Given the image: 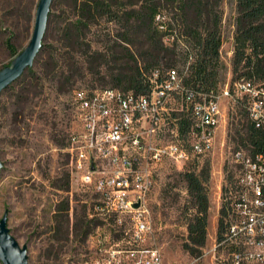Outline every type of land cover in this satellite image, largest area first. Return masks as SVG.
Segmentation results:
<instances>
[{
  "label": "trees",
  "instance_id": "1",
  "mask_svg": "<svg viewBox=\"0 0 264 264\" xmlns=\"http://www.w3.org/2000/svg\"><path fill=\"white\" fill-rule=\"evenodd\" d=\"M39 0H0V63L10 60L25 47L33 29ZM222 0H52L41 48L33 65L3 90L9 93L5 109L14 122L20 123L32 100L50 83L58 93L77 90L76 83L91 75L90 86L97 82L104 88L148 93L155 71L160 82L167 70L187 65L184 84L195 89H217L223 84L224 65L219 51L222 44ZM170 14L171 20L157 17ZM233 54L230 82L246 78L264 82V0H234ZM163 29V30H162ZM171 37L166 43L165 37ZM20 46V47H19ZM189 58H192L190 61ZM164 73V74H163ZM93 81V82H92ZM69 103L76 122V103ZM238 110L237 125L229 138L235 149L254 153L264 151V130L255 129ZM233 108V107H231ZM183 122V121H181ZM77 129L67 136L65 146L70 167L69 147ZM63 143V142H62ZM60 145V143L58 144ZM194 168L177 173L185 191L180 214L187 236L182 248L192 257L202 253L206 243L209 216L210 165L206 158L194 159ZM222 186V202L217 221L216 239L226 233L236 173L229 170ZM69 186L66 176L65 190ZM101 206H94L96 214ZM55 218L57 227L68 235L72 231L84 241L97 227L98 220L88 218L85 209L69 221L68 200H60ZM72 228V229H71Z\"/></svg>",
  "mask_w": 264,
  "mask_h": 264
},
{
  "label": "built area",
  "instance_id": "2",
  "mask_svg": "<svg viewBox=\"0 0 264 264\" xmlns=\"http://www.w3.org/2000/svg\"><path fill=\"white\" fill-rule=\"evenodd\" d=\"M185 78L170 68L145 94L116 88L73 94L79 129L68 149L71 172L92 190V212L103 207V214L91 216L119 224L126 218L137 245L152 233V169L165 161L182 168L209 157L221 123L225 133L229 104L241 103L252 126L264 130V82L228 79L217 89H195ZM231 163L236 178L226 233L221 241L215 238L213 250L227 244L231 264H264V151L235 149ZM105 264H160V255L155 248L113 249Z\"/></svg>",
  "mask_w": 264,
  "mask_h": 264
},
{
  "label": "rangeland",
  "instance_id": "3",
  "mask_svg": "<svg viewBox=\"0 0 264 264\" xmlns=\"http://www.w3.org/2000/svg\"><path fill=\"white\" fill-rule=\"evenodd\" d=\"M221 8L222 44L219 58L225 68L223 82L220 83L223 84L232 77L230 61L233 54L234 0H222ZM157 20L169 21L171 15L165 13L157 17ZM165 42L170 43L171 37L166 35ZM27 43L25 41L20 46H26ZM9 60V57L4 59L0 67ZM187 65H177V70L186 77ZM157 74L155 71L151 75V82ZM90 79L91 75H86L76 83L75 88H102L95 81H92L94 87H91ZM72 94V91L58 93L53 85L46 83L44 92L28 105L24 111L25 117L19 124L11 119L5 109L9 93L2 91L0 94V160L3 164L0 170V218L7 213V227L17 242L26 246L29 263L105 264L113 249L136 247L157 249L160 264H231L229 246L226 244L215 250L213 246L221 206L219 193H222V186H225L227 173L234 170L231 163L234 144L229 134L238 126V115L234 117L238 110L241 111L242 121H246L243 108H231L229 104L225 133H222L224 123H221L218 142L212 154L207 157L210 179L206 243L202 253L192 257L182 248L187 236L184 219L180 214L185 191L177 173L186 168H194L196 161L191 160L182 168L165 161L152 169V188L147 198L152 233L139 245L134 244L130 239V225L126 218L119 224L112 218L103 220L91 216L92 213L96 214L94 206L93 212L91 209L93 192L81 185L69 170L65 151L67 136L79 129V123L69 110ZM66 176L69 179L68 188L58 189L64 186ZM60 200H68L70 224L75 213L83 209L88 218L98 220L97 227L84 241L72 231L67 235L62 227H57L55 218H59V215L55 213Z\"/></svg>",
  "mask_w": 264,
  "mask_h": 264
},
{
  "label": "water",
  "instance_id": "4",
  "mask_svg": "<svg viewBox=\"0 0 264 264\" xmlns=\"http://www.w3.org/2000/svg\"><path fill=\"white\" fill-rule=\"evenodd\" d=\"M52 0H39L35 10L33 29L27 45L11 60L9 64L0 69V94L18 79L24 70L33 65L44 37L47 17ZM3 164L0 160V170ZM138 203L134 204L137 207ZM0 262L2 264H30L27 248L21 246L7 227V213L0 218Z\"/></svg>",
  "mask_w": 264,
  "mask_h": 264
},
{
  "label": "bare ground",
  "instance_id": "5",
  "mask_svg": "<svg viewBox=\"0 0 264 264\" xmlns=\"http://www.w3.org/2000/svg\"><path fill=\"white\" fill-rule=\"evenodd\" d=\"M99 210H100V212H101V213H103V207H100V209H99Z\"/></svg>",
  "mask_w": 264,
  "mask_h": 264
}]
</instances>
